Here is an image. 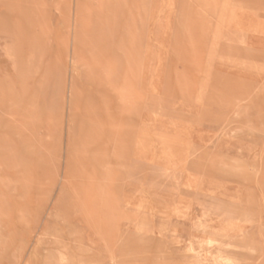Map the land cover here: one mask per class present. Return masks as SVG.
I'll return each instance as SVG.
<instances>
[{
  "label": "rangeland",
  "instance_id": "rangeland-1",
  "mask_svg": "<svg viewBox=\"0 0 264 264\" xmlns=\"http://www.w3.org/2000/svg\"><path fill=\"white\" fill-rule=\"evenodd\" d=\"M0 264H264V0H0Z\"/></svg>",
  "mask_w": 264,
  "mask_h": 264
},
{
  "label": "bare ground",
  "instance_id": "bare-ground-1",
  "mask_svg": "<svg viewBox=\"0 0 264 264\" xmlns=\"http://www.w3.org/2000/svg\"><path fill=\"white\" fill-rule=\"evenodd\" d=\"M210 239V238H209Z\"/></svg>",
  "mask_w": 264,
  "mask_h": 264
}]
</instances>
